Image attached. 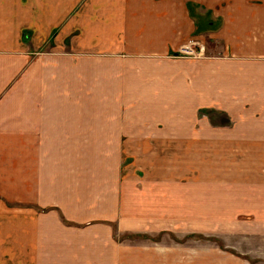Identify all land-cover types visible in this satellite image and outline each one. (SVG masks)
I'll use <instances>...</instances> for the list:
<instances>
[{
    "label": "crops",
    "instance_id": "1",
    "mask_svg": "<svg viewBox=\"0 0 264 264\" xmlns=\"http://www.w3.org/2000/svg\"><path fill=\"white\" fill-rule=\"evenodd\" d=\"M259 160L264 0H0V264H192L124 235L234 191L264 228Z\"/></svg>",
    "mask_w": 264,
    "mask_h": 264
},
{
    "label": "rangeland",
    "instance_id": "2",
    "mask_svg": "<svg viewBox=\"0 0 264 264\" xmlns=\"http://www.w3.org/2000/svg\"><path fill=\"white\" fill-rule=\"evenodd\" d=\"M194 42H191V48H186L187 51L206 52V48L201 47L198 42H195L197 45L192 46ZM182 54L184 56L190 55L185 54L184 51ZM194 54L191 56H196V53ZM211 118L214 123L219 125L227 123L224 122V116L220 114H215ZM257 161L254 159L247 160L250 163H256ZM242 162L244 160H236L235 168L242 169ZM259 162L264 165L262 160H259ZM219 166L225 167L222 163ZM248 166H251V164ZM250 172L252 173V171ZM222 177L225 176H219L220 179ZM248 177L250 179L255 175L251 174ZM235 179L237 182V175ZM174 193L177 192L172 191V196ZM203 193L205 194V190H203ZM217 195L218 198L225 196V192L217 191ZM251 196H253L252 192L234 191L233 203L228 205L229 207H226L224 199L218 200L219 207L206 206L207 203L204 200V206L198 208V214L193 210V214L198 215H196L197 223L187 222L185 224L176 222L179 219L180 208L178 205L179 200L175 196L170 201L169 215L172 220L176 221L166 224L168 225V228L164 229L166 233L160 232L154 236L141 233L128 234L124 235V241H127L126 243L129 245H150V247H156V244H158V247H167L172 253L177 252L180 248H186L187 258L192 264L196 262L216 264L218 258L228 256L227 254L230 257L233 255L232 258L235 260V264H264V238L261 237H264V228H262L263 224L258 221L260 219L258 211L255 210V207H250L252 200H249V198ZM185 214L187 213L185 212ZM201 214L203 221H201ZM195 252H197V255H194ZM211 261L214 262L211 263Z\"/></svg>",
    "mask_w": 264,
    "mask_h": 264
},
{
    "label": "built area",
    "instance_id": "3",
    "mask_svg": "<svg viewBox=\"0 0 264 264\" xmlns=\"http://www.w3.org/2000/svg\"><path fill=\"white\" fill-rule=\"evenodd\" d=\"M194 45H197V43H195V42L192 43V46H194ZM186 48H191V46H188V47H185V48H184L183 51L185 52V54L195 55L194 53H196V56H201V55H203V51L200 53V52H196V51L189 50V51H190V52H189V51L186 50ZM200 51H201V50H200ZM192 53H193V54H192ZM198 54H199V55H198Z\"/></svg>",
    "mask_w": 264,
    "mask_h": 264
}]
</instances>
